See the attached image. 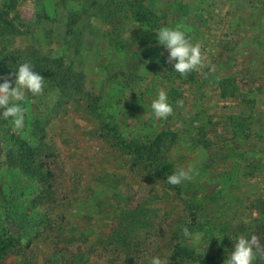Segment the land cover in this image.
<instances>
[{
	"label": "rangeland",
	"instance_id": "374dc122",
	"mask_svg": "<svg viewBox=\"0 0 264 264\" xmlns=\"http://www.w3.org/2000/svg\"><path fill=\"white\" fill-rule=\"evenodd\" d=\"M177 25L202 57L183 75L152 30ZM25 61L50 77L22 129L0 117V264H223L237 234L264 245V0H0V78ZM18 140L39 177L9 164Z\"/></svg>",
	"mask_w": 264,
	"mask_h": 264
},
{
	"label": "clouds",
	"instance_id": "9594fccd",
	"mask_svg": "<svg viewBox=\"0 0 264 264\" xmlns=\"http://www.w3.org/2000/svg\"><path fill=\"white\" fill-rule=\"evenodd\" d=\"M155 42L167 50L166 63H170L172 69L181 75L197 69L202 62L199 43H192L186 35V30L179 25L175 27L161 26L155 31ZM10 75L13 80L0 78V117L9 119L15 129L24 127V108L21 101L25 98V92L31 94L41 93L44 86V78L33 69L30 62L25 61L17 65ZM150 109L154 117L165 119L172 114V105L169 103L167 93L164 90L157 92L151 100ZM194 174L192 166L187 170L180 167L166 177V182L171 185L180 184L184 180H190ZM183 236L193 244L201 242L202 233L190 232L187 226H182ZM217 241H222L224 234L215 233ZM230 239V238H229ZM232 241L230 250L225 249L226 255L223 264H254L257 253L264 251V245L260 238L253 232L237 234ZM227 250V251H226ZM150 264H164L160 256H153Z\"/></svg>",
	"mask_w": 264,
	"mask_h": 264
},
{
	"label": "trees",
	"instance_id": "16d2710c",
	"mask_svg": "<svg viewBox=\"0 0 264 264\" xmlns=\"http://www.w3.org/2000/svg\"><path fill=\"white\" fill-rule=\"evenodd\" d=\"M139 17H141L140 14H138ZM3 23L8 24V21L3 19ZM145 23V22H144ZM146 25H150V22H146ZM158 28H155L154 26L152 27V30L155 31ZM5 65V64H4ZM4 71H6V73L8 75H10V73L13 71H15L16 68H7L6 66L4 67ZM34 70L36 72H38L43 78L44 80H46L48 77H50V72H44L43 70H40L39 68H34ZM13 76V75H11ZM161 139V136H158V138H156V140L149 146H138L136 147V151L135 154L137 153H152L153 147L157 146V151L160 148V145L158 143V141ZM18 144H19V150L18 153L16 155L14 154H9V164L12 167H17L20 168L24 173H26L27 175H31L33 177H39L41 174L39 172V168L35 165L34 163V150L33 148L29 145L28 142L26 141H22V140H18ZM0 200H1V205L3 208V215L7 216V198L4 192V183L1 179V172H0ZM11 228V227H10ZM10 228H7V231L5 230V237L8 236V231L10 230ZM264 232V229H263ZM254 234V233H253ZM256 235V234H255ZM264 239V238H263ZM7 240L4 239V237L0 238V255H2L4 253V251L7 249L8 245H7ZM226 246L231 245V242H229L227 239L223 240ZM262 244V243H261ZM175 253L178 255L184 254V255H189V252L187 250H184V248H180L178 246H175ZM260 259L264 260V254L263 253H257L256 258H255V263L258 264V262L260 261Z\"/></svg>",
	"mask_w": 264,
	"mask_h": 264
}]
</instances>
